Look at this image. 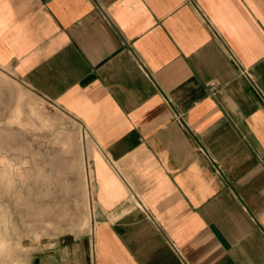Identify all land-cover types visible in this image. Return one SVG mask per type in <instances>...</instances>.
Returning <instances> with one entry per match:
<instances>
[{"label": "crops", "instance_id": "0c3cea01", "mask_svg": "<svg viewBox=\"0 0 264 264\" xmlns=\"http://www.w3.org/2000/svg\"><path fill=\"white\" fill-rule=\"evenodd\" d=\"M6 67L95 145L47 264H264V0H0Z\"/></svg>", "mask_w": 264, "mask_h": 264}, {"label": "rangeland", "instance_id": "374dc122", "mask_svg": "<svg viewBox=\"0 0 264 264\" xmlns=\"http://www.w3.org/2000/svg\"><path fill=\"white\" fill-rule=\"evenodd\" d=\"M94 148L81 122L0 68V264H47L69 241L79 253Z\"/></svg>", "mask_w": 264, "mask_h": 264}, {"label": "built area", "instance_id": "2783aa9c", "mask_svg": "<svg viewBox=\"0 0 264 264\" xmlns=\"http://www.w3.org/2000/svg\"><path fill=\"white\" fill-rule=\"evenodd\" d=\"M209 86H210V90L214 89V86H215L214 82H211V83L209 84Z\"/></svg>", "mask_w": 264, "mask_h": 264}]
</instances>
